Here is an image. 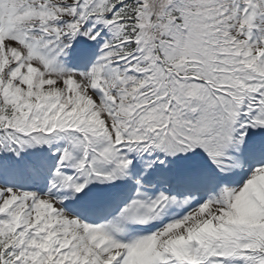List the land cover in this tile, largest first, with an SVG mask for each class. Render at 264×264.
Wrapping results in <instances>:
<instances>
[{
  "label": "snow or ice",
  "instance_id": "1",
  "mask_svg": "<svg viewBox=\"0 0 264 264\" xmlns=\"http://www.w3.org/2000/svg\"><path fill=\"white\" fill-rule=\"evenodd\" d=\"M0 264H264V0H0Z\"/></svg>",
  "mask_w": 264,
  "mask_h": 264
}]
</instances>
